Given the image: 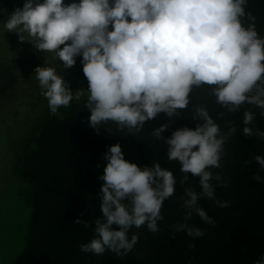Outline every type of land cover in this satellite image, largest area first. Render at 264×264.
Listing matches in <instances>:
<instances>
[{"label": "clouds", "instance_id": "clouds-1", "mask_svg": "<svg viewBox=\"0 0 264 264\" xmlns=\"http://www.w3.org/2000/svg\"><path fill=\"white\" fill-rule=\"evenodd\" d=\"M248 4L249 0H24L8 16L4 29L18 33L20 42L27 33L37 50L54 53L64 68H72L81 56L88 82L84 106L90 112L89 126L97 136L101 126L111 134L110 123L118 132L137 136L146 122L161 113L179 117L188 109L193 89L203 86H210V95L225 110L217 114L218 119L235 114L245 104L264 117V36L256 29V17L246 11ZM34 71L53 115L84 95L77 91L74 96L54 67L37 66ZM256 118L255 112L244 111L242 133L264 141V131L255 127ZM192 119L197 122L194 129L177 128L169 138L162 135L169 129L167 123L151 133L167 145L168 161L179 162L184 174L181 186L189 174L199 178L200 192L185 188L180 197L183 222L170 225L171 239L178 232L193 240L206 235L201 228L189 226L193 213L204 224L216 226V220L199 206L202 198L220 209L232 204L216 198V188L227 189L231 178L212 169L225 167V145L237 132L234 121H225L228 131L222 132L207 107L200 105L194 107ZM103 159L106 164L98 177L103 181L102 218L94 222L93 238L79 249L97 257L111 252L123 259L140 238L139 232L129 238L133 228L146 226L153 234L161 230L159 222L165 219L161 210L174 196L177 180L158 162L143 168L129 162L119 143L109 146ZM253 160L259 165L253 179L264 184L260 174L264 156ZM244 164L249 166L252 160ZM84 215L81 212L79 217ZM79 217L74 224L92 227ZM195 248V243L189 244L188 252ZM254 264H264V256Z\"/></svg>", "mask_w": 264, "mask_h": 264}, {"label": "water", "instance_id": "water-1", "mask_svg": "<svg viewBox=\"0 0 264 264\" xmlns=\"http://www.w3.org/2000/svg\"><path fill=\"white\" fill-rule=\"evenodd\" d=\"M246 11L256 17V29L264 36V0H249ZM210 92V86L194 88L188 109L182 110L179 117L169 118L161 113L146 122L137 136L118 132L111 123V134L101 126L97 136L87 122L90 112L85 104H72L51 116L30 142L22 160L21 177L33 185L31 214L27 242L12 264H254L264 256V184L253 179L259 171L253 157L264 156V141L242 133L245 110L257 114L254 124L260 131H264V117L259 116V109L245 104L235 114L227 113L223 119H218L217 114L225 110L216 104ZM198 105L207 107L222 132L228 131L225 121H234L237 128L235 136L225 145L227 155L222 160L225 167L212 169L214 173L223 171L231 178L227 189L216 188V198L230 200L232 204L230 208L220 209L202 198L198 204L216 220V226L204 224L193 213L189 226L201 228L206 235L193 240L185 232H178L175 239H171L170 225L183 222L185 210L180 208V197L185 195V188L199 193V178L189 174L188 182L181 186L179 181L184 174L179 162L168 161L167 145L151 133L165 123L169 124V129L162 134L164 138H169L177 128L194 129L197 122L192 115ZM117 143L129 162L141 168L158 162L177 180L174 196L165 201L161 210L165 217L159 222L161 230L153 234L146 226L133 228L129 238L136 232L140 238L133 252L123 259L111 252L97 257L79 249L80 244L93 238L94 222L102 218L100 188L103 181L98 177L106 164L104 153ZM246 160H252V164L245 166ZM260 174L264 177V172ZM81 212L85 215L79 217ZM78 217L92 227L85 229L83 225L74 224ZM191 243H195L196 248L188 252Z\"/></svg>", "mask_w": 264, "mask_h": 264}, {"label": "trees", "instance_id": "trees-1", "mask_svg": "<svg viewBox=\"0 0 264 264\" xmlns=\"http://www.w3.org/2000/svg\"><path fill=\"white\" fill-rule=\"evenodd\" d=\"M22 51L21 52L26 59L29 58V60H27L32 63L33 71L30 72V70H27L26 73H24L27 76L24 81L25 83L23 82L22 85H19L20 83L13 84V87L23 91V93L31 89L29 94L31 97H28V99H31L29 102L31 103L29 107L30 110H32L36 105L34 100L39 101L37 99H43L40 94L41 89L39 88V84L35 78L36 73L34 69L37 66L54 67L59 76L64 75L63 78L69 85L71 91L84 92L80 101H77L74 98L71 103L86 102L88 96V82L82 71L83 65L81 63V56H77L75 58L76 64L72 68L67 69L64 68L63 63L58 58H54V53L41 52L36 49L35 45L32 49L34 54L31 53L27 47L23 48ZM63 108L64 107H61L59 110L62 111ZM29 111H27V115ZM14 114H16V112ZM24 114L25 113H22L21 115ZM49 118L46 120V124L48 123ZM22 120L23 118L20 116L18 118H14L11 120V125L14 126V128L17 127L16 130L18 131L20 128L19 126L22 125L21 123L24 121ZM42 128L43 126L38 128L37 132L35 131L32 133L31 139L25 146L23 152L29 149L30 142L38 135ZM15 136L16 133H13V131L6 135H0V260L11 251H17L18 245H20V249L14 257H16L24 248L27 242L31 214L30 202L33 185L26 183L21 177L23 152L21 154L14 155L12 161L9 154L6 155V153H3L5 151L4 148L11 144L10 142ZM6 157L8 159H6ZM0 264L3 263L0 262ZM10 264L12 263L10 262Z\"/></svg>", "mask_w": 264, "mask_h": 264}, {"label": "rangeland", "instance_id": "rangeland-1", "mask_svg": "<svg viewBox=\"0 0 264 264\" xmlns=\"http://www.w3.org/2000/svg\"><path fill=\"white\" fill-rule=\"evenodd\" d=\"M65 2L70 3L71 0H65ZM23 3L24 0H0V135H6L12 131L16 133V136L10 142L11 144L6 146L3 152L6 153V155H10L11 161L14 155L23 152L25 146L31 139L32 133L35 131L37 132L38 128L44 127L46 125V120L53 115L48 108L47 100L43 96V99H37L39 101L34 100L36 105L30 110L29 107L31 103L29 102L31 99H28V97H31L29 95L31 89L23 93V91L13 87V84H23L27 78L24 74L27 70H30V72L33 71L32 63L28 61L29 58H27L28 60L26 59L22 50L27 47L30 52L33 53L32 49L36 41L28 37L27 33H23L25 40L24 42H20L18 33H7L4 29V23L8 16L12 13L14 8L22 7ZM61 77H64V75ZM72 92L73 95H75L76 91ZM58 110L57 112H60V110ZM27 111H29L28 115ZM15 112L16 114H14ZM22 113L25 114L21 115ZM19 116L22 117L24 121L22 120V123L19 121L22 125H18L20 128L17 131V127L14 128V126L11 125V120ZM26 151L27 150L23 152V157ZM6 159L8 158L6 157ZM19 249L20 245H18L17 251H11L9 254L5 255L0 262L3 264L12 263Z\"/></svg>", "mask_w": 264, "mask_h": 264}, {"label": "flooded vegetation", "instance_id": "flooded-vegetation-1", "mask_svg": "<svg viewBox=\"0 0 264 264\" xmlns=\"http://www.w3.org/2000/svg\"><path fill=\"white\" fill-rule=\"evenodd\" d=\"M72 104H79V105H82V104H85V103H71L70 105H72ZM66 108H67V107H64L63 110L66 109ZM57 114H58V112H57L56 114H54V115H57ZM52 116H53V115H52Z\"/></svg>", "mask_w": 264, "mask_h": 264}]
</instances>
